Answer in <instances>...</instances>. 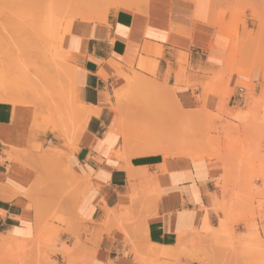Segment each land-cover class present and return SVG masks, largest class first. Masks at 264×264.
<instances>
[{
	"label": "crops",
	"instance_id": "1",
	"mask_svg": "<svg viewBox=\"0 0 264 264\" xmlns=\"http://www.w3.org/2000/svg\"><path fill=\"white\" fill-rule=\"evenodd\" d=\"M129 5L69 27L72 123L44 102L0 99V252L14 256L0 264L243 261L233 254L240 243L227 242L249 233L232 220L243 172H260L252 183L264 187V63L232 52L209 0ZM250 30L239 28L247 44ZM218 87L230 91L219 103ZM203 109L219 115L216 147L202 143L190 158L184 134L164 147L176 154L183 142V155L139 154L144 126L175 125L161 111ZM260 198L264 206V190Z\"/></svg>",
	"mask_w": 264,
	"mask_h": 264
},
{
	"label": "rangeland",
	"instance_id": "2",
	"mask_svg": "<svg viewBox=\"0 0 264 264\" xmlns=\"http://www.w3.org/2000/svg\"><path fill=\"white\" fill-rule=\"evenodd\" d=\"M115 1L118 4L121 2L119 7L130 3V8H136L143 0H0V91L7 97L23 102L31 98L44 102L48 104L49 112L52 108H57L55 111L58 115L72 123L77 107L71 94L76 67L68 64L73 46L71 37L66 36L67 31L75 20L103 18L108 11H105L106 8H117ZM209 1L212 5H217L219 23L230 31L233 39L232 52L241 56L248 53L254 60L264 63V0ZM248 23L256 26V30L249 31V44L239 34V28L247 30ZM211 93L218 103L219 98L222 101L230 95L226 88L219 92V87ZM166 100L160 97L161 106ZM168 117L175 119L174 126L142 128L139 154L157 151L166 153L164 147L172 143L171 137L179 139L184 134L191 137V142L188 143L191 154H186L190 158L203 155L200 151L202 143L212 148L218 144L217 113L203 109L188 117L179 112L161 111L159 114L161 121ZM185 118L187 121H184ZM183 124L187 126L183 127ZM175 145L176 154L166 153L165 160L172 155H183L178 152H183L186 148L189 150L183 142ZM259 174L258 171H244L241 178L245 184L234 191L242 207L233 215V223L244 225L249 233L241 235L246 240L240 241L232 236L227 244L229 248H233L240 243L241 249L235 250L233 254L234 257L242 258L241 264H264V206L260 198L264 187L252 183ZM254 230L259 237L258 243L253 240ZM231 254L232 252L226 256L225 262L232 258ZM216 255L213 253L214 259ZM13 259L12 254L0 252V261L7 263ZM208 264H219V261H209Z\"/></svg>",
	"mask_w": 264,
	"mask_h": 264
},
{
	"label": "bare ground",
	"instance_id": "3",
	"mask_svg": "<svg viewBox=\"0 0 264 264\" xmlns=\"http://www.w3.org/2000/svg\"><path fill=\"white\" fill-rule=\"evenodd\" d=\"M120 1V0H119ZM129 1H131V0H129ZM155 0H151V4H153V2H154ZM194 1H196L197 3H199L201 0H194ZM128 2V1H127ZM161 2L163 3V4H166V2H167V0H161ZM115 3L117 4V5H115L116 7H119L120 5H121V2H120V4H118L116 1H115ZM109 4H110V2H109ZM150 4V3H149ZM106 5H108V4H106ZM126 5V4H125ZM114 6V5H113ZM123 7V6H122ZM111 7H108V8H106L105 9V11L106 10H108L109 11V9H110ZM141 12V11H140ZM153 12V11H152ZM155 13V12H154ZM84 14V13H83ZM82 17H84V16H82ZM94 17V16H93ZM103 17V16H102ZM60 22V21H59ZM86 24H88V22H86V21H84V22H80V24L79 25H75L78 29V34L79 35H83L84 33V30H83V28H84V26L86 25ZM75 26H72V29L74 28L75 29ZM263 26V25H262ZM83 27V28H82ZM58 28H59V24H58ZM261 28V27H260ZM87 29V28H86ZM260 30V29H259ZM71 31H73V30H68L67 31V35L66 36H68V37H70L71 36ZM75 32V31H74ZM258 32V31H257ZM259 34V33H258ZM252 39H254V38H252ZM56 40V39H55ZM65 54V53H64ZM2 94V93H1ZM0 99H2V100H6V101H18V102H23L22 100H19V99H15V98H10V97H7L5 94H3V96H1L0 97ZM16 108V107H15ZM225 213H227V212H225ZM225 215V217H226V214H224ZM227 216H228V218L230 217V214L228 215L227 214ZM232 219V218H231ZM231 219H229V220H231ZM229 220H226L225 218H224V220H221V222H220V228L218 229L219 231L221 230L222 232H224L225 233V231L224 230H228V227H229V225L230 224H228L227 223V221L229 222ZM233 220V219H232ZM226 221V222H225ZM230 223V222H229ZM228 225V227H226ZM222 227V228H221ZM224 228V229H223ZM203 229L204 230H206V231H209V230H214L215 231V229L214 228H212L210 225H209V223L207 222V220L205 219V221H204V225H203ZM220 231V232H221ZM258 239H259V237H258V235H257V233H256V235H255V239H253L254 241H255V243L258 241ZM253 240L251 241L252 242V244H253ZM263 240V239H262ZM259 242V241H258ZM257 242V243H258ZM254 243V244H255ZM248 244V243H247ZM250 245V244H249ZM259 245V244H258ZM255 246V245H254ZM257 247V246H256Z\"/></svg>",
	"mask_w": 264,
	"mask_h": 264
}]
</instances>
